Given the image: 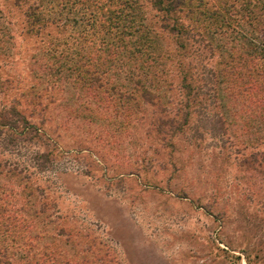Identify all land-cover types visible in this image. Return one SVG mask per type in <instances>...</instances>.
Here are the masks:
<instances>
[{
	"label": "rangeland",
	"instance_id": "374dc122",
	"mask_svg": "<svg viewBox=\"0 0 264 264\" xmlns=\"http://www.w3.org/2000/svg\"><path fill=\"white\" fill-rule=\"evenodd\" d=\"M175 2L0 0V264H264V0Z\"/></svg>",
	"mask_w": 264,
	"mask_h": 264
},
{
	"label": "trees",
	"instance_id": "16d2710c",
	"mask_svg": "<svg viewBox=\"0 0 264 264\" xmlns=\"http://www.w3.org/2000/svg\"><path fill=\"white\" fill-rule=\"evenodd\" d=\"M153 3L157 6V8H159L160 10H163L165 12H168L170 10H172V7H175L176 2L175 0H153ZM165 3V6H163V4ZM130 5V4H129ZM121 13L122 10H112L110 11V13L107 14V16H111V21L113 22V24L116 25L117 21V17H121ZM33 15V10L32 13L30 15H28L29 17H31ZM28 17V18H29ZM116 22V23H115ZM173 29V27L171 28ZM116 43V42H115ZM113 44L110 47L107 48V52H106V56L102 57L100 61H102L101 67L99 66V72L106 73L108 70L105 69V67H110L111 66H115L116 69L120 70L121 72L124 71L127 68L130 67H138V66H149L151 60H153V55L148 53L146 51V49L144 48H128V47H121L119 48V44ZM132 46V45H130ZM252 55L254 58H256V60H259L261 58L264 57V49L263 48H254L252 51ZM134 57L139 58L137 62H135ZM143 57V58H142ZM251 61V60H250ZM137 63L138 66H137ZM247 64H249L248 62H245ZM249 74H246L247 78H246V82H245V86L244 89L247 92V94H249L252 90L253 91H257L258 94L259 92L261 93L260 96V102L263 104L264 103V77L259 78L257 77H252L251 79V75L252 73H255L257 75V70L253 69L252 72L247 71ZM261 74L263 75L264 72H261ZM261 75V76H262ZM101 87V86H98ZM109 91H113L112 89H110ZM120 91V90H119ZM121 92V91H120ZM249 92V93H248ZM124 93V92H121ZM118 95V93H117ZM1 211V210H0Z\"/></svg>",
	"mask_w": 264,
	"mask_h": 264
}]
</instances>
